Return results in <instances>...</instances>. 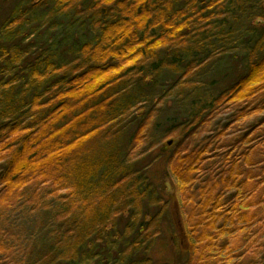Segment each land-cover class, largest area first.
<instances>
[{
	"label": "trees",
	"instance_id": "obj_1",
	"mask_svg": "<svg viewBox=\"0 0 264 264\" xmlns=\"http://www.w3.org/2000/svg\"><path fill=\"white\" fill-rule=\"evenodd\" d=\"M167 95L183 105L163 136L194 142L167 160L169 201L128 153ZM232 107L258 119L234 147L208 151L232 120L196 138ZM0 163L4 195L56 189L61 225L44 264H157L176 207L189 242L176 264H264L246 245L224 255L253 224L248 205L264 202V0H18L0 23ZM194 184L196 215L183 216Z\"/></svg>",
	"mask_w": 264,
	"mask_h": 264
},
{
	"label": "rangeland",
	"instance_id": "obj_2",
	"mask_svg": "<svg viewBox=\"0 0 264 264\" xmlns=\"http://www.w3.org/2000/svg\"><path fill=\"white\" fill-rule=\"evenodd\" d=\"M17 2L18 0H0V23L5 19L6 15L9 14ZM43 14L44 11H40L38 15L34 17L38 18ZM46 18L47 16H45V19ZM58 22L59 21L56 19L50 24H56ZM51 29L52 27H50V30ZM86 37L88 38V35H86ZM61 48L63 49L64 47ZM226 64V61L221 63L219 69L222 67L224 68ZM212 72H210V74H203V80L205 81L207 76L216 79L214 74L216 72ZM203 80L200 79L199 81L202 83ZM174 95L177 94L174 93ZM173 100V95H167L158 99L157 102L152 103V110L145 116L147 118L145 122L146 129H148L147 135L145 138L137 141L135 140L131 143L128 152L130 156L129 160L138 161L139 167L144 173L148 171L147 174L151 173L159 180V193L166 201H169L174 195V189L167 177V170H170V167H167V160L174 154L175 162L178 160L179 154H186L194 144V142L190 143L188 140V144L186 142L180 145L179 140L176 138L172 136H163L168 122L171 118L178 115L183 105V103H180L179 106V104L173 103ZM235 112H237L236 107L229 108L228 110L222 109L217 119L213 121L211 125L207 124L205 126L206 128L199 134L196 140L206 137L211 133L210 131L214 129H219L226 123V118H230L232 121L224 134L225 139L228 141L218 136L219 139H217L218 137L215 138V146H213V148H208V151H212L213 149H224L228 146H230V148L234 147L238 134L243 133L253 121L258 119L257 116L251 114L244 120L241 117L239 118L238 113L234 116L233 113ZM196 140L195 142H197ZM169 142H172V144L168 145ZM237 150L238 149H235L236 152ZM1 165L2 163H0V166ZM256 175L255 173V176ZM256 177H261L260 172H258ZM165 182L168 183V186L165 185ZM27 184L25 183L21 186L23 188L18 193L12 195H4V192L0 191V264H44L45 259H42V247L52 238L50 228L56 233L59 224L61 225V219L57 216L60 207L58 204L59 198H56V189L49 185ZM195 186L196 184L188 188L186 195L183 194V198H181V200L184 201H182V203L180 202V208L182 207L186 213L192 214L193 217L196 215L194 208L195 203L191 201L188 196L190 192H193L191 187ZM259 194H261V197ZM259 194L258 200L264 198V192ZM61 201L65 205V199L62 198ZM186 206H188V208H186ZM248 206L250 207V211H254V216L251 219L253 224L250 225H254V227L242 223L243 226H240L243 228L242 234L230 240L231 243L228 245L227 249L224 250L226 251L224 255H234L239 248L246 245V247L250 248L251 253L254 249L259 250L261 254L258 256L259 259L256 258L263 261L264 202H254L250 203ZM172 211L168 215L165 214L163 216L161 235L157 237L158 239H156L154 243L155 246L151 251L153 259L157 264H176L178 245H181L182 250L189 248L188 241H182L181 238L179 242L176 241V227L174 223H179L180 225L182 220L178 212V207H176L175 213ZM181 212L184 216L183 210ZM55 214L57 217L55 216L53 218Z\"/></svg>",
	"mask_w": 264,
	"mask_h": 264
},
{
	"label": "water",
	"instance_id": "obj_3",
	"mask_svg": "<svg viewBox=\"0 0 264 264\" xmlns=\"http://www.w3.org/2000/svg\"><path fill=\"white\" fill-rule=\"evenodd\" d=\"M172 142H169L168 145H171ZM177 228H178V232H179V236L181 238V240L186 241L185 235H184V231L182 230L181 226L179 225V223H177Z\"/></svg>",
	"mask_w": 264,
	"mask_h": 264
}]
</instances>
